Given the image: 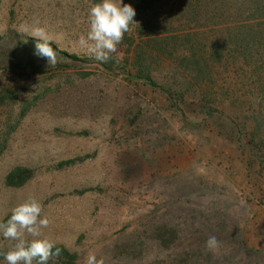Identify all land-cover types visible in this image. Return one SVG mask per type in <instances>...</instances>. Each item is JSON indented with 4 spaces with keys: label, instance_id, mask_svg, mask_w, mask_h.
I'll list each match as a JSON object with an SVG mask.
<instances>
[{
    "label": "rangeland",
    "instance_id": "obj_1",
    "mask_svg": "<svg viewBox=\"0 0 264 264\" xmlns=\"http://www.w3.org/2000/svg\"><path fill=\"white\" fill-rule=\"evenodd\" d=\"M139 1L122 0L135 9V20ZM92 4L0 0V68L21 52L20 41L34 38L36 25L60 50L90 58L78 38L88 31ZM126 52L121 41L107 62L122 67ZM23 56L53 67L46 58ZM60 63L67 61L57 56ZM68 64L73 67L33 75L0 69V100L6 99L0 105V223L34 196L50 221L43 235L76 252L79 264L89 254L103 264H167L152 263L145 244L149 225L166 222L168 205L179 202L207 213L191 224L194 251L203 260L181 264H264V167L250 166L218 127L200 125L193 114L185 122L164 95L126 80L121 70ZM18 166L31 168L32 177L9 186L8 174ZM219 220L225 228L215 227ZM214 235L223 241L208 250L205 242ZM14 243L0 234V264Z\"/></svg>",
    "mask_w": 264,
    "mask_h": 264
},
{
    "label": "trees",
    "instance_id": "obj_2",
    "mask_svg": "<svg viewBox=\"0 0 264 264\" xmlns=\"http://www.w3.org/2000/svg\"><path fill=\"white\" fill-rule=\"evenodd\" d=\"M137 14L122 40L128 50L122 67L115 68L116 61L81 58L50 43L67 64L46 68L23 56L33 59L36 55H32L36 38H28L19 42L22 50L7 68L0 69L33 75L72 68L68 63L80 62L106 73L121 70L126 80L164 95L170 109L185 122L193 114L200 125L218 127L219 133L235 141L250 166L264 167V0H140ZM10 96L14 98V94ZM4 103L6 99L1 98L0 105ZM31 177V168L18 166L8 174L7 183L21 187ZM222 208L224 215L228 210ZM196 214L207 213L204 208L171 203L166 222L149 225L150 238L145 246L152 263L203 260L202 251H194L192 243L195 235L191 224ZM226 223L219 220L215 227L225 228ZM215 237L220 245L223 237ZM184 246L185 258L181 253ZM57 248L59 256L53 255L48 264H78L76 252L63 244H54L53 252Z\"/></svg>",
    "mask_w": 264,
    "mask_h": 264
},
{
    "label": "clouds",
    "instance_id": "obj_3",
    "mask_svg": "<svg viewBox=\"0 0 264 264\" xmlns=\"http://www.w3.org/2000/svg\"><path fill=\"white\" fill-rule=\"evenodd\" d=\"M135 9L130 4H123L122 0H100L93 3L88 10V31L81 34L78 44L85 49L90 58L107 62L110 54L114 53L117 45L134 23ZM24 31H28L24 29ZM30 36L36 38L35 54L47 59L49 65L57 62V52L50 46V39L45 28L33 26ZM43 207L34 197L29 196L18 203L11 210L6 222L0 223V234L6 240L15 241L4 253L6 264H48L53 255L59 256L60 249L53 252L54 244L43 235L50 221L42 215ZM27 237H31L28 239ZM219 241L210 236L205 247L215 250ZM79 264V262H78ZM84 264H103L95 255L89 254Z\"/></svg>",
    "mask_w": 264,
    "mask_h": 264
},
{
    "label": "water",
    "instance_id": "obj_4",
    "mask_svg": "<svg viewBox=\"0 0 264 264\" xmlns=\"http://www.w3.org/2000/svg\"><path fill=\"white\" fill-rule=\"evenodd\" d=\"M114 72V71H113ZM115 74H118L117 72H114Z\"/></svg>",
    "mask_w": 264,
    "mask_h": 264
}]
</instances>
